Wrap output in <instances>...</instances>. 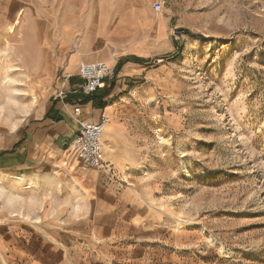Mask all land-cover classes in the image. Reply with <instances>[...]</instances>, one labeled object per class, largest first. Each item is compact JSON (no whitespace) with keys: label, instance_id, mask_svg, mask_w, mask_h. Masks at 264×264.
Segmentation results:
<instances>
[{"label":"rangeland","instance_id":"obj_1","mask_svg":"<svg viewBox=\"0 0 264 264\" xmlns=\"http://www.w3.org/2000/svg\"><path fill=\"white\" fill-rule=\"evenodd\" d=\"M107 1L157 18L158 40L165 20L177 43L162 63L163 53L149 57L145 79L122 101L134 159L120 174L82 170L83 185L114 188L101 206L99 187L86 198L72 189L78 174L69 166L80 169L72 147L75 163L54 171L69 198L43 201L29 191L10 210L50 230L86 234L87 244L97 242L91 232L114 230V264H264V0ZM23 7L28 24L9 36ZM48 25L34 3L0 0L1 126L16 128L31 111L37 64L22 60L24 43L30 54L26 40ZM108 42L104 51L114 54ZM14 247L0 245V264L31 260Z\"/></svg>","mask_w":264,"mask_h":264},{"label":"crops","instance_id":"obj_2","mask_svg":"<svg viewBox=\"0 0 264 264\" xmlns=\"http://www.w3.org/2000/svg\"><path fill=\"white\" fill-rule=\"evenodd\" d=\"M24 1L34 3L49 25L40 26L32 42L26 40L34 48L30 54L27 42L24 43L22 60L37 64L29 76L35 87L34 92L29 87L31 111L16 128L0 125V181L6 186H0V200L5 203V209L0 211V245L15 246L31 255L26 264H114V230L106 227L91 232L90 239L95 238L97 242L87 244L84 242L86 234L50 230L32 220H23L25 216H16L10 208L21 206L24 194L29 191L36 192L43 201L58 195L69 198L70 188L59 186L61 183L54 171L62 162L68 166L69 161L74 162L70 159V149L81 124L98 122L103 114L109 115L111 121L103 138L106 170L97 171L98 175H110L114 171L120 174L129 168L135 156V138L122 101L130 89L145 79L152 63L149 57L163 53L156 58L158 63L177 47V43L169 39L171 25L164 20L158 40L156 36L160 31L157 33L150 27L151 20L157 18L133 4L119 8L115 2L113 6L107 0ZM24 10L21 26L28 24V20L24 21L27 12L26 8ZM107 40L114 41V45L110 43L114 54L104 51L109 46ZM97 62H106L114 68L116 80L106 83V88L93 96L75 93L82 84L80 66ZM60 93L64 94V99L59 98ZM33 97L37 104H33ZM76 107L82 108L80 116L74 115ZM73 151L80 169L69 166L78 174L77 180H72V189L86 198L99 186L83 185L84 172L78 152ZM15 179L21 181L13 184ZM111 191L114 192L111 186L99 187L101 206L108 201ZM101 216L102 220L106 218Z\"/></svg>","mask_w":264,"mask_h":264},{"label":"built area","instance_id":"obj_3","mask_svg":"<svg viewBox=\"0 0 264 264\" xmlns=\"http://www.w3.org/2000/svg\"><path fill=\"white\" fill-rule=\"evenodd\" d=\"M162 4L157 2L153 5L156 13L161 12ZM165 60H159L162 63ZM79 77L82 84L75 90V93L83 96H93L98 90L104 88L106 81H114L117 73L106 62L82 64L79 68ZM64 99V94H59ZM81 107L74 109V115L80 116ZM110 123L108 115L103 114L100 121H85L81 124L80 131L72 143V147L78 152L81 168L84 172L106 170L104 162L103 138L106 127ZM3 209L0 205V211Z\"/></svg>","mask_w":264,"mask_h":264},{"label":"bare ground","instance_id":"obj_4","mask_svg":"<svg viewBox=\"0 0 264 264\" xmlns=\"http://www.w3.org/2000/svg\"><path fill=\"white\" fill-rule=\"evenodd\" d=\"M6 1V0H5ZM9 7V5L7 4V7L6 8H8ZM24 13H25V10H24V8H21V9H19L18 11H17V16H16V19H15V21L12 23V24H10L9 26H8V28H7V31H6V33L9 35V36H12V35H14L15 33H16V30L20 27V25L22 24V20H23V16H24ZM149 21V20H148ZM150 27H153L154 25H156L155 24V21H153V20H151V22H150ZM36 100L37 99H35V98H33V103H35L36 102ZM109 116V115H108ZM109 118H110V116H109ZM110 121H111V118H110ZM108 129V126L106 127V130ZM107 132V131H106ZM74 149V148H73ZM75 150V149H74ZM76 151V150H75ZM74 156V155H73ZM76 156V155H75ZM105 156V155H104ZM73 160H74V162L76 161L75 160V158H73ZM78 161V160H77ZM79 164V163H78ZM79 167V166H78ZM86 177V175H84V178ZM51 178V177H50ZM53 178V177H52ZM51 178V179H52ZM48 179V178H47ZM53 180V179H52ZM21 181V179H15V181L13 182V184H16V183H18V182H20ZM51 181V180H50ZM47 182V181H46ZM54 182V181H53ZM50 184H52V183H50ZM49 185V184H48ZM12 188V187H11ZM14 188V187H13Z\"/></svg>","mask_w":264,"mask_h":264},{"label":"trees","instance_id":"obj_5","mask_svg":"<svg viewBox=\"0 0 264 264\" xmlns=\"http://www.w3.org/2000/svg\"><path fill=\"white\" fill-rule=\"evenodd\" d=\"M184 34L186 33V32H183ZM168 57H166V58H162V60H165V59H167ZM104 88H106V86L104 87Z\"/></svg>","mask_w":264,"mask_h":264}]
</instances>
